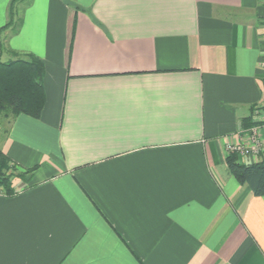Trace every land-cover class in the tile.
Returning a JSON list of instances; mask_svg holds the SVG:
<instances>
[{
	"label": "crops",
	"instance_id": "obj_1",
	"mask_svg": "<svg viewBox=\"0 0 264 264\" xmlns=\"http://www.w3.org/2000/svg\"><path fill=\"white\" fill-rule=\"evenodd\" d=\"M26 55L45 105L0 120L27 172L0 264H264V196L226 163L264 114V0H0V58Z\"/></svg>",
	"mask_w": 264,
	"mask_h": 264
},
{
	"label": "trees",
	"instance_id": "obj_2",
	"mask_svg": "<svg viewBox=\"0 0 264 264\" xmlns=\"http://www.w3.org/2000/svg\"><path fill=\"white\" fill-rule=\"evenodd\" d=\"M43 63L33 55L19 57L10 62L0 58V120L15 118L19 114L39 118L45 105L42 85ZM229 171L241 184H247L256 196H264V161L242 163L236 154L226 158ZM0 149V192L14 193L15 179L24 178Z\"/></svg>",
	"mask_w": 264,
	"mask_h": 264
},
{
	"label": "built area",
	"instance_id": "obj_3",
	"mask_svg": "<svg viewBox=\"0 0 264 264\" xmlns=\"http://www.w3.org/2000/svg\"><path fill=\"white\" fill-rule=\"evenodd\" d=\"M257 123L240 141L228 143L226 153L238 155L244 163L264 161V114L257 118Z\"/></svg>",
	"mask_w": 264,
	"mask_h": 264
}]
</instances>
